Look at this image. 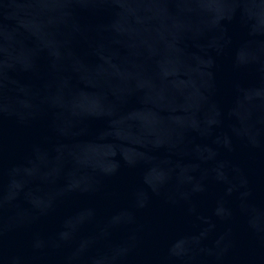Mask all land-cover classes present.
Segmentation results:
<instances>
[{
    "label": "water",
    "instance_id": "water-1",
    "mask_svg": "<svg viewBox=\"0 0 264 264\" xmlns=\"http://www.w3.org/2000/svg\"><path fill=\"white\" fill-rule=\"evenodd\" d=\"M0 264H264V0H0Z\"/></svg>",
    "mask_w": 264,
    "mask_h": 264
}]
</instances>
